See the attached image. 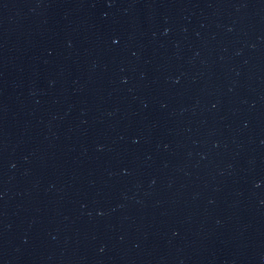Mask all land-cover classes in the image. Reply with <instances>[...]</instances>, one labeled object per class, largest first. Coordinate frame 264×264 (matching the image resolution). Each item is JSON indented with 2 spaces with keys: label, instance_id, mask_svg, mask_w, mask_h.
Returning <instances> with one entry per match:
<instances>
[{
  "label": "water",
  "instance_id": "obj_1",
  "mask_svg": "<svg viewBox=\"0 0 264 264\" xmlns=\"http://www.w3.org/2000/svg\"><path fill=\"white\" fill-rule=\"evenodd\" d=\"M0 264H264V0H0Z\"/></svg>",
  "mask_w": 264,
  "mask_h": 264
}]
</instances>
